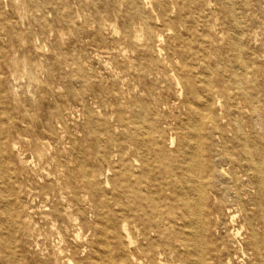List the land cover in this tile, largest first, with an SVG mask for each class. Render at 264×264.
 I'll use <instances>...</instances> for the list:
<instances>
[{"label": "rangeland", "instance_id": "rangeland-1", "mask_svg": "<svg viewBox=\"0 0 264 264\" xmlns=\"http://www.w3.org/2000/svg\"><path fill=\"white\" fill-rule=\"evenodd\" d=\"M158 1L168 5L166 19ZM179 1L181 9L171 0H0V175L9 186L8 204L0 203L21 225L17 262H94L99 253L103 262H118L113 229L106 239L85 225L98 210L83 198L89 179L107 222V205L117 209V190L126 200L135 189L157 138L175 149L190 131L180 122L192 112L205 131L212 128L201 103L206 75L214 80L221 69L230 81L233 63L244 78L257 71L264 92V0ZM236 106H211L227 138L237 123L246 128V108ZM210 139L221 143L217 132ZM216 147L227 155L223 144ZM218 207L215 220L227 223L234 240L232 262H250L239 243L249 232L244 212ZM119 230L127 262L138 264L136 245ZM128 231L139 237L133 221Z\"/></svg>", "mask_w": 264, "mask_h": 264}, {"label": "bare ground", "instance_id": "bare-ground-1", "mask_svg": "<svg viewBox=\"0 0 264 264\" xmlns=\"http://www.w3.org/2000/svg\"><path fill=\"white\" fill-rule=\"evenodd\" d=\"M171 2L179 6V9L182 8L179 0ZM157 5L161 8L159 16L164 19L169 17L167 3L158 1ZM234 44L237 47L235 41ZM227 68L234 75L230 81L225 80L221 69L217 70L216 79L211 80L206 75L208 80L204 81V98L200 101L208 111V121L213 124L212 128L205 131L204 121L200 118L198 120L195 112H192L180 122L178 128L183 126L190 131L182 133L175 149H165L157 138L152 144L151 155L143 161L142 172L135 176V189L130 194H124L126 200L122 199L121 189L117 190V198L114 199L117 209L107 205V222L103 223L100 219L103 212L96 204L94 183L89 179L88 188L81 189L83 198L92 203L94 210L95 207L98 209L92 221L87 220L82 213L86 227L105 238L109 227L113 229L118 262H103L99 253L94 262L58 264H130L126 260V244L119 227L126 233L128 243L136 245L138 253L133 254V257L138 264H160L157 259L162 255L166 260L162 264H237L232 262L234 253L231 247L234 240L228 239L231 229L226 222L215 220L219 213L218 205L228 209L237 206L244 212L242 226L247 225L249 232L239 243L243 255L251 261L243 259L238 264H264V92L258 83L257 71H252V78L248 79L242 77L239 67L233 63L227 64ZM190 90L193 95L196 94L194 86L190 85ZM215 100L218 103L227 101L232 112L237 107L236 103H243L247 113L244 131H241V124L237 123L233 135L227 138L211 107ZM187 101L192 103L191 100ZM154 131L157 137L162 135L159 128ZM216 132L221 138L220 144L210 139ZM171 143L174 146L173 139ZM143 144L150 150L147 142ZM222 144L226 149L225 156L216 147ZM105 181L109 183V178ZM141 184L147 188L144 189ZM8 191V180L0 175L2 205L8 204L4 194ZM81 196L79 192L78 201L83 200ZM131 196L135 198L133 201ZM1 203L0 250L4 255L0 264H23L16 261L19 240L16 233L21 225L17 219L12 218V211L4 209ZM247 203L252 206L251 210L247 208ZM239 210H235L231 222H234ZM58 217L64 218L61 213ZM130 221L134 222L139 237L133 238L128 231ZM220 229H225L223 239L215 238ZM240 233L239 227L234 234L237 236ZM106 247L104 254L111 261L108 241ZM89 257L91 259L92 256Z\"/></svg>", "mask_w": 264, "mask_h": 264}]
</instances>
